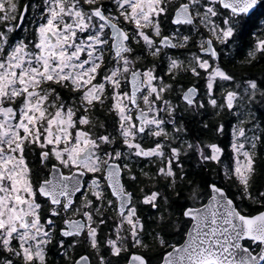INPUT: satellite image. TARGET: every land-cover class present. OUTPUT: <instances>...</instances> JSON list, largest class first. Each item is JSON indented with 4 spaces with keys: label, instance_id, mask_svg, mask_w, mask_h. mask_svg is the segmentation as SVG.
<instances>
[{
    "label": "snow or ice",
    "instance_id": "1",
    "mask_svg": "<svg viewBox=\"0 0 264 264\" xmlns=\"http://www.w3.org/2000/svg\"><path fill=\"white\" fill-rule=\"evenodd\" d=\"M262 0H0V264H264Z\"/></svg>",
    "mask_w": 264,
    "mask_h": 264
},
{
    "label": "flooded vegetation",
    "instance_id": "2",
    "mask_svg": "<svg viewBox=\"0 0 264 264\" xmlns=\"http://www.w3.org/2000/svg\"><path fill=\"white\" fill-rule=\"evenodd\" d=\"M27 0H21V4L26 3ZM262 3H264V0H262ZM257 15L259 16L260 13L264 12V8H260L258 7L256 10ZM261 65V64H260ZM257 65L256 67H248V68H240V69H234V71H240V72H249V73H253L257 76H259V71L257 68L260 66ZM52 259L53 264H57V257L55 256V254L53 253V255L50 257Z\"/></svg>",
    "mask_w": 264,
    "mask_h": 264
},
{
    "label": "trees",
    "instance_id": "3",
    "mask_svg": "<svg viewBox=\"0 0 264 264\" xmlns=\"http://www.w3.org/2000/svg\"><path fill=\"white\" fill-rule=\"evenodd\" d=\"M257 69L260 70L259 73L264 72V63H262Z\"/></svg>",
    "mask_w": 264,
    "mask_h": 264
}]
</instances>
